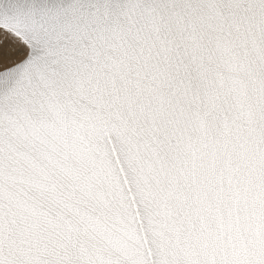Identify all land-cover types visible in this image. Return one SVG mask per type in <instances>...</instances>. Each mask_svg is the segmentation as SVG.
I'll use <instances>...</instances> for the list:
<instances>
[{
    "label": "snow or ice",
    "instance_id": "obj_1",
    "mask_svg": "<svg viewBox=\"0 0 264 264\" xmlns=\"http://www.w3.org/2000/svg\"><path fill=\"white\" fill-rule=\"evenodd\" d=\"M0 264H264V0H0Z\"/></svg>",
    "mask_w": 264,
    "mask_h": 264
}]
</instances>
